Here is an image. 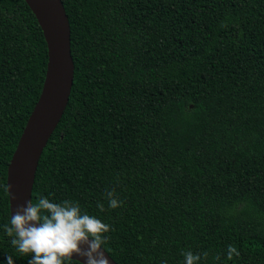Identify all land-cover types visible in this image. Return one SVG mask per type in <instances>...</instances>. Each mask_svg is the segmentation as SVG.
<instances>
[{
	"label": "trees",
	"instance_id": "obj_1",
	"mask_svg": "<svg viewBox=\"0 0 264 264\" xmlns=\"http://www.w3.org/2000/svg\"><path fill=\"white\" fill-rule=\"evenodd\" d=\"M62 2L74 83L32 201L79 202L117 264H264V0ZM47 65L25 0H0V264L31 258L3 231L5 189Z\"/></svg>",
	"mask_w": 264,
	"mask_h": 264
},
{
	"label": "clouds",
	"instance_id": "obj_2",
	"mask_svg": "<svg viewBox=\"0 0 264 264\" xmlns=\"http://www.w3.org/2000/svg\"><path fill=\"white\" fill-rule=\"evenodd\" d=\"M5 190L10 191V186ZM105 196L110 208L121 206L122 201L115 198L114 190L107 191ZM97 207L104 210L102 203ZM3 231L20 255L31 257L28 264H72L74 257L78 264H110L104 249L110 225L82 211L79 202L69 199L55 202L45 196L35 202L26 201L12 210ZM182 255L184 264H199L201 260V254L192 251ZM202 255L206 258L208 253ZM234 255L238 257L240 253L236 246L229 245L227 259L232 260ZM6 259L7 264H14L11 255Z\"/></svg>",
	"mask_w": 264,
	"mask_h": 264
},
{
	"label": "water",
	"instance_id": "obj_3",
	"mask_svg": "<svg viewBox=\"0 0 264 264\" xmlns=\"http://www.w3.org/2000/svg\"><path fill=\"white\" fill-rule=\"evenodd\" d=\"M25 2L44 34L48 47V65L40 98L8 167L10 213L17 205L32 201L39 161L65 113L75 73L71 26L62 0ZM105 254L110 264H117L106 251Z\"/></svg>",
	"mask_w": 264,
	"mask_h": 264
}]
</instances>
